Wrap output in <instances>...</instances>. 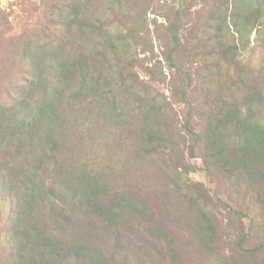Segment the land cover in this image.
Segmentation results:
<instances>
[{
	"label": "rangeland",
	"instance_id": "1",
	"mask_svg": "<svg viewBox=\"0 0 264 264\" xmlns=\"http://www.w3.org/2000/svg\"><path fill=\"white\" fill-rule=\"evenodd\" d=\"M237 1L185 0L176 22L181 45L174 67L164 59L172 46L166 34L181 0H124L123 6L116 1L117 7L110 9H105L109 6L106 0L95 4L98 13L119 14L121 22L115 25H131L123 16L128 12L140 15L141 25L148 24L145 44L136 47L141 65L135 68L141 80L151 85L152 93H161L173 103L166 115L176 129L172 137L167 135L160 143L155 142L161 144L159 158H167V163L160 159L161 168L157 169L154 161L134 162L140 154V140L122 119L97 110L77 113L76 106L53 118L61 136L58 144L47 143L50 176L46 183L52 186L51 197L57 203L77 199V215L87 212L88 177L97 174L111 184V193L137 194L148 204L141 215L143 220L131 219L120 234L92 224V219L101 214L89 209L97 216L89 219L81 233L94 234L101 240L96 244L107 254L106 264H264V180L220 165L208 169L206 145L191 144L189 136H180L186 131L187 116H192L194 130L201 129L218 92L221 107L226 105L225 100L230 103L234 97L242 98L241 93L252 91L258 84L264 99V31L259 32L264 29V18L263 24L251 20L238 32L230 24ZM74 2L0 0V107L12 105L25 84L26 66L17 68L20 59L28 60L22 56L26 41L21 34L39 27L58 29L57 9ZM226 16L231 27L223 22ZM179 70L192 73L194 79L185 102ZM165 144L172 145L174 151L165 150ZM36 153L31 152L26 161L39 159L41 155ZM5 195L0 187V264H25L20 254H10L13 207ZM107 195L111 198L112 194Z\"/></svg>",
	"mask_w": 264,
	"mask_h": 264
},
{
	"label": "trees",
	"instance_id": "2",
	"mask_svg": "<svg viewBox=\"0 0 264 264\" xmlns=\"http://www.w3.org/2000/svg\"><path fill=\"white\" fill-rule=\"evenodd\" d=\"M106 1L109 6L105 9L117 7L116 1L122 6L124 3V0ZM96 2L76 0L60 6L57 9L58 29L39 27L34 32L21 34L20 38L26 41L22 56H27L28 60L20 59L17 68L26 66L25 84L12 105L0 107V187L6 191L5 196L13 207L9 228L10 254H20L21 260L27 261L25 264H86L94 261L106 264L107 254L98 246L101 240L94 234H83L89 219L97 216L92 211L101 214L98 219H92V224L105 230L115 229L120 234L121 228L129 227L131 219L143 220L141 215L148 210V204L137 194L111 193V184L105 183L104 175L97 174L88 177L87 212L77 215V199L63 204L51 197L52 186L46 183L50 176L47 143L59 142L60 126L56 127L52 122L58 112L62 116L76 106L77 113L97 110L103 115L122 119L140 140V154L134 162L154 161L157 169L161 168L160 159L167 163V158H159L161 144L155 142L160 143L162 137L176 134L169 122L171 118L166 115L169 107L173 109V103L161 93H152L151 85L141 80L135 68L141 65L136 47L145 44L148 24L141 25V16L128 12L123 16L132 24L115 25L121 22L119 14L98 13ZM184 2L181 0L175 21L167 27L166 35L170 36L172 46L164 59L172 67L181 45L176 22ZM248 7L252 10L248 11ZM262 17L264 0H238L232 9L230 24L240 32L251 24V20L263 24ZM225 21L231 27L227 16ZM177 73L184 83L182 101L185 102L194 82L193 74L186 70ZM260 91L258 84L252 91L241 93L242 98L234 97L230 103L225 100L224 107H221V92H218L200 130H194L192 116L185 118L186 131L180 136H189L191 144L206 145L204 157L208 169L220 165L221 168L243 170L249 176L264 180V99ZM164 146L165 150L174 151L172 145ZM35 151L41 155L39 159L27 162L29 154ZM108 193L112 194L111 198ZM202 222H197L198 230ZM154 225L157 231L158 225ZM149 237L147 241L151 240ZM129 245L132 246V242Z\"/></svg>",
	"mask_w": 264,
	"mask_h": 264
}]
</instances>
